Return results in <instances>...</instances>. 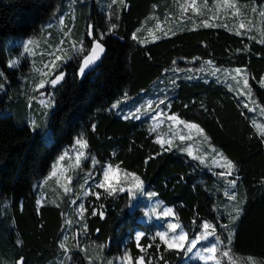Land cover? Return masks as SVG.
<instances>
[{
  "label": "trees",
  "instance_id": "1",
  "mask_svg": "<svg viewBox=\"0 0 264 264\" xmlns=\"http://www.w3.org/2000/svg\"><path fill=\"white\" fill-rule=\"evenodd\" d=\"M60 1L0 0V77H6V88H0V197L10 201L7 208L0 205V264L57 261L66 203L46 199L37 205L33 186L79 133L87 145V160L96 161L97 175L106 161L135 172L164 204L175 207L188 235L206 221L219 237L218 252L226 248L239 264H264V138L251 112L233 91L213 79L179 76L166 85L161 80L168 67L191 57L209 58L219 66H242L253 97L264 108V87L259 82L264 43L222 24L183 27L142 43L133 39L132 32L162 0H124L111 14L107 0H78L85 26L95 25L97 36H104L105 54L83 74L81 57L63 64L65 76L53 86V104L45 118L46 135L38 122L31 124L26 118V103L15 85L22 72L8 66L5 40L36 33ZM90 41L85 33L84 42ZM12 86L4 107L1 103ZM153 90L163 94L170 111L198 122L207 140L234 165L231 175H218L220 167L189 156L179 144L162 147L146 117L124 118L129 116L124 114L127 108ZM229 178L236 181L234 187ZM98 200L95 211H85L84 239L100 242L111 255L125 247L136 257L134 229L144 231L139 241L145 244V233L156 222L143 219L138 202L131 203L124 192L101 191ZM10 220L14 225L7 224ZM19 236L21 244L16 241ZM149 249L157 264H183L178 248L161 241ZM70 252L74 264H87L79 249Z\"/></svg>",
  "mask_w": 264,
  "mask_h": 264
},
{
  "label": "rangeland",
  "instance_id": "2",
  "mask_svg": "<svg viewBox=\"0 0 264 264\" xmlns=\"http://www.w3.org/2000/svg\"><path fill=\"white\" fill-rule=\"evenodd\" d=\"M107 1L108 14H111L113 8L115 9L116 6L121 4L120 0H115V3L113 0ZM77 2L78 0L58 2L36 33L26 36L10 35L5 40L9 55L8 66H13V62H15L13 67L22 72L18 78L19 83L15 85L18 87L16 92L26 103V118L31 124L38 122L37 126L43 128L46 135L49 134V130L45 118L53 104V86L50 83H45L43 88H38L37 85L41 80L50 81L61 72L64 73L63 64L69 59L82 58L92 44V41L84 42L85 33L90 25L85 26V20H83ZM262 13H264V0L260 2L242 0H162L160 5L154 4L151 12L140 20L134 28L132 36L135 33V39L144 43L183 27L222 24L234 31L249 33L254 38L262 41L264 40V15ZM29 41H34V43H28ZM81 41L84 42L85 46L83 50H81ZM89 43L90 45H88ZM25 44H28L29 51L27 52L24 48ZM56 56L61 57L60 60L56 61L58 66L49 72V66ZM236 68L243 70L241 77L246 73L245 68L242 66H219L209 58L197 59V57H191L185 59L181 64L168 67L161 80L166 85L174 81L176 77L183 76L186 78L201 77L205 80L213 79L223 83L239 97L243 105L247 104V108L252 109L249 110L252 122L262 132L264 130V108L253 96H247L241 77H237L235 80L232 79L233 76H236L233 71ZM44 73L49 74L44 75ZM5 80L6 77H0V84L3 85L0 88L2 89L6 88ZM261 80H264V73ZM13 88V86L10 87L3 98L4 103L1 104L4 107L12 97L9 92ZM240 91L245 94L240 95ZM41 99L45 100L46 103L50 100L51 106L45 107L44 104L40 103ZM253 99L255 104L252 103ZM161 100H164L163 94H159L158 90H153L152 93L143 96L127 108L124 114L130 115L135 113L137 108L141 109L139 116L146 117L150 130L155 134L154 139L156 141L167 140L171 141L172 145L179 144L188 154V150H191L192 155L189 156L217 166L214 159H220L216 153L221 152L205 139V132L198 122L185 119L179 116L176 111H170L164 105L165 100L163 104H159ZM149 105H151V109H149ZM146 109L149 110L145 111ZM154 110L163 113V115L157 116L154 120L152 118ZM171 115H175L178 121L183 123L168 119ZM186 124H196L202 132H198L195 128L190 129L185 126ZM180 136H191V139L181 141ZM78 139L85 142L82 134L79 133L69 144L64 145L52 160L49 171L33 186L37 205L45 202L46 199L58 203L62 200L66 203L62 212V232L59 239L60 245L63 243L64 247L62 249L60 247L61 252L56 262L46 264H74L70 252L73 248L83 252L87 264H157V259L149 249V245L161 242L156 233L167 231L170 223L177 224L178 228L176 233L169 231V238L173 234H179L181 229L185 231L187 236L185 246L178 248L183 255V264H239L237 259L229 255L226 248L219 249L218 252L219 242L215 238L212 228H204V224L210 223L202 221L201 227L193 235H188L184 223L177 218L175 207L172 204H164L157 196L151 197L149 194L154 191L145 187L138 174L111 161H106L102 169L111 167L112 169H118V172L115 177H110L107 183L117 188V192H120L119 189L123 188V192L129 197L131 203L138 202L142 211L141 217L145 220H153L157 225L152 231L145 233L147 241L145 244L135 239L137 233L144 234V231L140 228L134 229L133 236L139 250L136 257H133L125 247L119 253L111 255L103 249L104 246L100 242L84 239L85 211L88 209H91L92 212L95 211L99 203V193L107 191L105 188L99 187V184L104 180L103 170L98 173V176L93 167L94 164L91 159L93 157H88L87 160L86 148H80L76 143ZM164 145L168 146V144ZM81 151L84 156L81 157L80 163L77 165L76 156ZM61 156L64 157L63 160H60ZM220 169V173L227 172L226 168L220 167ZM53 172H55V175H53ZM128 173L132 175H127ZM133 176L139 177L142 187L136 185ZM69 177L72 179L69 180ZM66 189H71V191ZM85 192L89 194L85 195ZM0 205L2 208L10 206L8 197H0ZM80 205L84 206L83 209ZM167 209H172V213L166 216L164 212ZM8 223L14 225L13 220ZM208 233L213 234L208 235ZM192 240H195L196 244L193 251L189 253L187 251L188 242ZM16 241L21 244L22 238L19 236ZM206 248H215V251L207 252ZM197 253L200 255L198 256ZM246 260L256 263V260L252 257H248ZM244 264H247V262L245 261Z\"/></svg>",
  "mask_w": 264,
  "mask_h": 264
},
{
  "label": "snow or ice",
  "instance_id": "3",
  "mask_svg": "<svg viewBox=\"0 0 264 264\" xmlns=\"http://www.w3.org/2000/svg\"><path fill=\"white\" fill-rule=\"evenodd\" d=\"M113 2L115 3V0H113ZM120 2H121V4H123L124 0H120ZM229 6H232V5H229ZM262 15H264V13H262ZM115 27H116V25H115V23H113L111 25V28L114 29ZM241 27H243V25H241ZM86 36L88 38H91L92 46H91V50L86 55H84L83 61L80 64L79 71H80L81 74L84 73L86 68H89L90 66H94V62H96L100 58L101 54L104 53V51H105V48H104L103 44L101 43V41L104 39V36L103 35H101L99 37L97 36L95 25H90L88 27L87 32H86ZM135 38H136V34L134 33L133 34V39H135ZM28 43H34V41H29ZM261 43H264V40H262ZM84 47H85L84 46V42L81 41V50H83ZM24 48H25L26 52L29 51L28 44H25ZM60 59H61L60 56H56L55 57V59L52 61L51 65L49 66V72H51L54 68H56L58 66L56 64V61L60 60ZM14 65H15V62H13V66ZM233 71L236 73V76L232 77V79H234V80L237 79V77H241V73L243 72V70L240 69V68H236ZM48 74L49 73H44V75H48ZM0 75H3V74L0 73ZM64 76H65V74L63 72H61L60 74L56 75L54 79H51L50 81L41 80L40 83L37 85V87L38 88H43L45 86V83H50L52 86H56L58 84V82L62 81ZM246 77H247V73H244L243 76L241 77L243 79V88L247 91V96L248 97H252L253 96L252 88H251V86L249 84V80ZM173 83H175V82L173 81ZM260 84H261V87H264V80H261ZM0 87H3V85L0 84ZM239 94L240 95H244L245 93L243 91H240ZM41 95H43V93H41ZM40 103L44 104L45 107H50L51 106V101L50 100L46 103L45 100L41 99ZM163 103H164V100L159 101V104H163ZM252 103L255 104V100L254 99L252 100ZM112 107L116 108L117 105L114 104V105H112ZM244 107L247 108L248 105L245 104ZM157 108H158V105H157ZM149 109H151V105H149ZM149 109H146L145 111H148ZM249 110L251 111L252 109H249ZM140 112H141V109L137 108L135 113H132L129 116H125L124 118L125 119H129V118L139 119ZM160 115H163V113L154 110V115L152 116V118L155 120L157 118V116H160ZM168 119H170L172 121H175V122H178V123H183L182 121H178V119H177V117L175 115L169 116ZM185 126L190 128V129L191 128H195L198 132H202V130L199 129L196 124H186ZM94 127H95V125H93V128ZM179 138H180L181 141H183L185 139H191V136H187V137L180 136ZM262 138H264V130H262ZM205 139H207V137H205ZM157 142L160 143L162 147H163L164 144H168L169 148H171V146H172V142L171 141L158 140ZM76 143L80 146L81 149L87 147L86 143L82 139H78L76 141ZM188 152H189V155H192V152H191L190 149L188 150ZM216 155L220 159H218V160L214 159V163L218 167L227 169L226 173H218V175H231L233 173V170H234V165L232 164V162L230 160H227V158H225L222 153H218L217 152ZM83 156H84V153L82 151L77 154V156H76L77 165L80 163V159ZM63 159H64V157L61 156L60 160H63ZM91 159L93 160V164H95L96 163L95 159L94 158H91ZM102 170H103L104 180L99 184V187L105 188V190L108 192V195H113L114 193L117 192V188L113 187L112 184L107 183V182L109 181L110 177H115L116 173L118 172V169H112L111 167H109L107 169H102ZM53 175H55V172H53ZM127 175H132V174L128 173ZM68 179L71 180L72 178L69 177ZM133 179L136 181V185L138 187H142V184H141V181H140L139 177L133 176ZM229 184H230V186L234 187L235 184H236V181H234V180L230 181ZM66 190L71 191V189H66ZM119 191L123 192L124 189L120 188ZM84 194L88 195L89 193L85 192ZM149 195L151 197H156L157 196V194L155 192H152ZM229 198L231 199V198H234V197H232L230 195ZM73 203H75V202H73ZM80 207H81V209H83L84 206L80 205ZM171 213H172V209H167L164 212V215L167 216V215H169ZM237 215H239V211H237ZM210 227H212L211 224H207V223L204 224V228L205 229H208ZM225 227H228V226H225ZM177 228H178L177 224L170 223L168 225V230L167 231L157 232L156 236H158L161 241H163L165 244H167L169 248H182V247L185 246V241L187 239L186 233H185V231L183 229H181L179 234H173L169 238V231L172 232V233H176ZM212 234L213 233H208V235H212ZM142 235H143V233H137L136 236H135V239L136 240H140ZM231 235L232 234L229 233V238H231ZM217 240H219V237H217ZM195 244H196L195 240H192V241L188 242L187 251L189 253H191L193 251V247L195 246ZM60 247L63 248L64 244L61 243ZM205 250L207 252H214L215 248H206ZM197 255L199 256L200 254L197 253ZM141 259H143V258H141ZM21 264H23V261H21Z\"/></svg>",
  "mask_w": 264,
  "mask_h": 264
},
{
  "label": "water",
  "instance_id": "4",
  "mask_svg": "<svg viewBox=\"0 0 264 264\" xmlns=\"http://www.w3.org/2000/svg\"><path fill=\"white\" fill-rule=\"evenodd\" d=\"M91 46H92V44L89 46L88 50L85 52L84 55H86L91 50ZM104 54H105V51H104V53L101 54L100 58L96 62H94V66H90L89 68L95 67L100 62V60L103 58ZM84 55H83V57H84ZM83 57L81 59V63L83 61Z\"/></svg>",
  "mask_w": 264,
  "mask_h": 264
}]
</instances>
